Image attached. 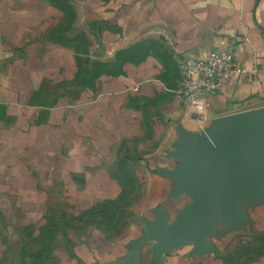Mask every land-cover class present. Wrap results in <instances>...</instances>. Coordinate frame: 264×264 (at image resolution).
<instances>
[{
    "label": "crops",
    "instance_id": "crops-1",
    "mask_svg": "<svg viewBox=\"0 0 264 264\" xmlns=\"http://www.w3.org/2000/svg\"><path fill=\"white\" fill-rule=\"evenodd\" d=\"M219 50L246 73L200 121L180 66ZM261 108L264 0H0V264H264L226 238L264 237L248 190L208 247L133 245L197 201L174 176L185 135Z\"/></svg>",
    "mask_w": 264,
    "mask_h": 264
},
{
    "label": "water",
    "instance_id": "water-1",
    "mask_svg": "<svg viewBox=\"0 0 264 264\" xmlns=\"http://www.w3.org/2000/svg\"><path fill=\"white\" fill-rule=\"evenodd\" d=\"M181 147L186 165L174 176L182 186L192 185L197 201L170 227L157 222L134 242V249L157 239L161 255L166 244L180 246L197 241L208 247L217 224L229 228L245 224L247 190L264 201V108L231 117L198 135L186 134Z\"/></svg>",
    "mask_w": 264,
    "mask_h": 264
},
{
    "label": "built area",
    "instance_id": "built-area-1",
    "mask_svg": "<svg viewBox=\"0 0 264 264\" xmlns=\"http://www.w3.org/2000/svg\"><path fill=\"white\" fill-rule=\"evenodd\" d=\"M177 89L184 105L202 121L209 109L210 100L233 76L244 74L232 50L212 52L207 58H185L180 66Z\"/></svg>",
    "mask_w": 264,
    "mask_h": 264
},
{
    "label": "rangeland",
    "instance_id": "rangeland-1",
    "mask_svg": "<svg viewBox=\"0 0 264 264\" xmlns=\"http://www.w3.org/2000/svg\"><path fill=\"white\" fill-rule=\"evenodd\" d=\"M251 234L252 233L250 232V230L248 231L247 229L245 231H239V232L230 234L229 236L227 235L226 238L229 241L231 240L230 241L231 245L239 244L243 246L241 251L239 252V256L241 255V257L247 256L248 254H250V252L256 255H260L264 253V237H259L256 239V238H252ZM235 235L237 238L234 239Z\"/></svg>",
    "mask_w": 264,
    "mask_h": 264
}]
</instances>
